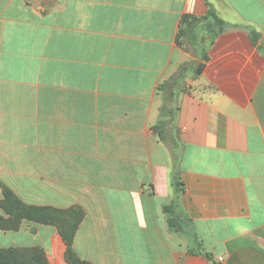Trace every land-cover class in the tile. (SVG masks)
I'll use <instances>...</instances> for the list:
<instances>
[{
  "label": "crops",
  "instance_id": "crops-1",
  "mask_svg": "<svg viewBox=\"0 0 264 264\" xmlns=\"http://www.w3.org/2000/svg\"><path fill=\"white\" fill-rule=\"evenodd\" d=\"M3 187L49 264L77 212L91 264H264V0H0Z\"/></svg>",
  "mask_w": 264,
  "mask_h": 264
},
{
  "label": "trees",
  "instance_id": "trees-1",
  "mask_svg": "<svg viewBox=\"0 0 264 264\" xmlns=\"http://www.w3.org/2000/svg\"><path fill=\"white\" fill-rule=\"evenodd\" d=\"M207 16H213L215 20H221L217 17L214 9L210 7ZM197 18L187 14L184 15L181 19V25L183 26L184 32L193 26ZM201 69V65L198 67V70ZM186 70L185 65L180 67L179 75H181ZM3 194L5 199L0 201V207L3 211L11 216L12 219H9L8 223L16 227L17 220L20 219H29L40 221L43 223H48L51 221L52 214L61 215L62 212L55 213V209L38 207L34 205H27L23 203L17 196L7 187H3ZM168 211V208H166ZM82 214L80 212L72 214L67 220H61V234L66 244L65 258L71 264H91L90 262L81 259L72 248L73 238L75 230L79 221L81 220ZM17 221V222H16ZM170 225L178 228V223L175 219L169 218ZM0 225H5L2 219H0ZM210 258V255L207 254ZM0 264H49L46 254L42 247L33 246V247H8L0 248Z\"/></svg>",
  "mask_w": 264,
  "mask_h": 264
},
{
  "label": "rangeland",
  "instance_id": "rangeland-1",
  "mask_svg": "<svg viewBox=\"0 0 264 264\" xmlns=\"http://www.w3.org/2000/svg\"><path fill=\"white\" fill-rule=\"evenodd\" d=\"M209 9L207 10V13L204 16L196 17L197 20H196V22H195L194 25H196V24L199 25L201 23V21L202 22L205 21V23H207V25L214 24V25H217V26H219L221 28L222 27V24H221V22L219 20H215L213 18V16H207ZM184 36L185 35H183V31H181V34H180L181 39H183V41H186L187 42L186 37H184ZM188 46H189V49H190L191 48L190 44H188Z\"/></svg>",
  "mask_w": 264,
  "mask_h": 264
},
{
  "label": "built area",
  "instance_id": "built-area-1",
  "mask_svg": "<svg viewBox=\"0 0 264 264\" xmlns=\"http://www.w3.org/2000/svg\"><path fill=\"white\" fill-rule=\"evenodd\" d=\"M219 258V260H222V257H218Z\"/></svg>",
  "mask_w": 264,
  "mask_h": 264
}]
</instances>
